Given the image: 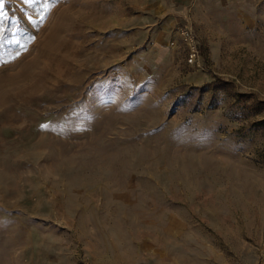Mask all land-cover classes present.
Masks as SVG:
<instances>
[{
  "label": "rangeland",
  "instance_id": "obj_1",
  "mask_svg": "<svg viewBox=\"0 0 264 264\" xmlns=\"http://www.w3.org/2000/svg\"><path fill=\"white\" fill-rule=\"evenodd\" d=\"M0 2V264H264V0Z\"/></svg>",
  "mask_w": 264,
  "mask_h": 264
},
{
  "label": "built area",
  "instance_id": "obj_2",
  "mask_svg": "<svg viewBox=\"0 0 264 264\" xmlns=\"http://www.w3.org/2000/svg\"><path fill=\"white\" fill-rule=\"evenodd\" d=\"M176 30L177 39H172L170 45H178L184 54L186 63L189 66H197L199 51L197 47L196 37L193 29L189 24H180Z\"/></svg>",
  "mask_w": 264,
  "mask_h": 264
},
{
  "label": "snow or ice",
  "instance_id": "obj_3",
  "mask_svg": "<svg viewBox=\"0 0 264 264\" xmlns=\"http://www.w3.org/2000/svg\"><path fill=\"white\" fill-rule=\"evenodd\" d=\"M31 2H33V0H25V3H31ZM0 7H3V4H2V2H0ZM3 13L2 12H0V17H3Z\"/></svg>",
  "mask_w": 264,
  "mask_h": 264
}]
</instances>
